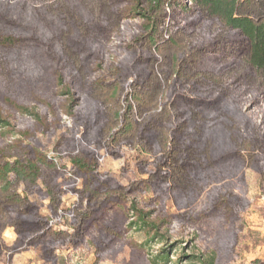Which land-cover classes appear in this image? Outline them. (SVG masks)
<instances>
[{
  "label": "rangeland",
  "instance_id": "1",
  "mask_svg": "<svg viewBox=\"0 0 264 264\" xmlns=\"http://www.w3.org/2000/svg\"><path fill=\"white\" fill-rule=\"evenodd\" d=\"M54 2L0 0V37L8 36L16 43L0 46V116L11 124L0 129V164L33 162L38 174L31 183L10 173L0 180V190L9 184L36 209L27 218L42 223L26 237H20L13 227L0 229V264L264 263V141L246 145L250 157L241 149L243 154L222 159L228 165L224 174L231 176L224 184L226 191L218 203L200 210L206 193L192 208L179 201L184 191L193 193L183 174L199 170L204 153L197 160L192 154L190 160L196 164L180 165L176 171L170 165L161 166L158 155L167 150L155 152L161 144L146 128L157 120L161 104L180 93L179 85L174 87L164 78L160 48L171 47L164 61L170 56L179 60L181 44H199L203 35L214 34L219 44L241 53V67L252 72L244 40L222 30L216 20L198 14L187 0L176 2H186L188 11L177 4L166 7L153 22L160 32L149 46L158 59L159 105L152 113L135 117L139 141L144 140L140 145L111 142L109 137L120 122L110 136L101 132L107 115L99 93L103 82L113 81L116 67L126 63L136 40H141L139 45L148 41L142 37L149 32L146 26L151 20L122 17L129 5L114 0L107 5L113 16L101 10L106 5L91 15L84 11V17L77 12L64 31L51 19ZM8 16L16 25L9 24ZM56 74L62 76V86H57ZM172 78L179 80L175 74ZM261 81L256 75L250 84ZM132 82L129 75L120 95L119 115L126 102L133 103ZM13 104L27 107L39 122L18 114ZM248 114L264 128V102ZM135 210L145 213L156 226L154 235L135 229L131 223ZM17 211L16 207L10 211V220H16ZM32 239L40 241L29 245Z\"/></svg>",
  "mask_w": 264,
  "mask_h": 264
},
{
  "label": "trees",
  "instance_id": "2",
  "mask_svg": "<svg viewBox=\"0 0 264 264\" xmlns=\"http://www.w3.org/2000/svg\"><path fill=\"white\" fill-rule=\"evenodd\" d=\"M113 1L55 0L51 5L55 16H51V19L57 21L59 28L65 31L68 23L71 24L77 18V12H82L80 15L84 17V11L91 15L93 11L105 10V15L113 16L108 12L110 7L107 6ZM187 1L193 5V9L198 14L216 20L222 30L234 32L244 40L247 46L246 62L252 70L251 72L241 67L242 54L235 53L226 43L219 44L220 39L214 34L203 35L199 44L194 43L191 46L181 44L179 60H172L170 56L164 61L168 57L165 52L171 53V47L160 48L162 49L160 68H163L164 78L166 81L170 80L174 87L179 85L180 93L170 95L168 101L161 104L157 120L154 119L153 126L147 125L146 128L148 134L155 133L157 144H161L157 146L155 152L167 150L165 154L158 155L161 166L170 165L173 171H176L180 165L189 167L194 163L190 160L192 154L193 159L197 160V156L204 153L205 161H202L203 164L198 162L199 170L197 169L196 172L186 170L183 174L186 186L191 184L193 193L189 195L184 191L179 201L182 206L192 208L206 193L205 204L200 209L202 210L218 203L217 200L226 191L223 190L224 184L231 176L224 174L228 165L225 163L223 165L222 159H233L236 155L243 154L241 149L244 150V156L248 154L250 157L246 145L264 141V128L256 124L248 114V111L261 106L264 102V0ZM123 2L129 5V9L121 12L122 17L138 16L151 20L152 24L146 26L149 32L142 37L148 38V41L139 45L141 40H136V44L130 47L128 52L130 54L124 60L126 63H122L114 70L113 81L106 84L103 82V85L101 82L100 104L107 117L100 130L110 136L120 122L119 128L110 137L108 136L109 141L140 145L144 140L139 141L140 137L136 130L138 123L135 117L152 113L158 107L160 100V85L155 75L158 59L149 50V46L155 42L160 32L157 30L159 25L154 26L153 22L156 18H160L157 17L160 16L159 14H164L166 7H174L177 4L183 11H188L189 8L186 2L179 3L176 0H123ZM102 5L106 7L102 9L100 7ZM111 11L114 12L113 9ZM116 13L120 14L118 11ZM9 16L6 18L9 24L16 25L14 18ZM35 42L42 46L38 40ZM0 46L12 47L16 46V43L13 38L3 36L0 37ZM175 51L173 50L174 53ZM91 57L89 56L88 59ZM129 59L134 60L129 61ZM143 63L145 65L140 66ZM172 74H175L179 80L173 79ZM129 75H132L133 79L134 108L133 103L126 102V108L119 115L120 95ZM256 75L261 78V83L250 84ZM206 76L210 79L207 80ZM55 79L57 86L63 85L60 74H56ZM92 106L96 107L95 104ZM13 108L18 114L32 116L36 122H39L40 118L27 107L13 104ZM10 127V122L0 116V129ZM212 163L216 165L211 167ZM10 173L31 183L38 178L36 164L33 162L25 165L17 161L0 164V180H5ZM44 192L49 196L48 191ZM247 205L249 207L250 203ZM15 207L19 209L16 212V220H10V211H14ZM34 210H36L34 206L24 198H20L10 189L9 184L4 185L0 190L1 230L13 227L20 237L35 233L42 227V223L27 218L29 212ZM134 213L135 220L131 223L135 225V229L145 231L147 234L152 232L154 235L156 226L147 220L148 216L139 210H135ZM39 241L32 239L29 245H35ZM46 255H49L48 252ZM166 259L167 257L163 256L164 262Z\"/></svg>",
  "mask_w": 264,
  "mask_h": 264
}]
</instances>
